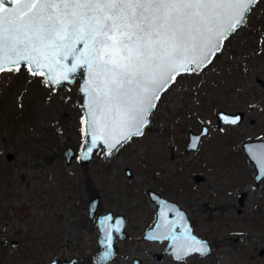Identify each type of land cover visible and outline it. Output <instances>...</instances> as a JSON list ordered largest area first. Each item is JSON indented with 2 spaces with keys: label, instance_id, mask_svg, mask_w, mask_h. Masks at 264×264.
I'll use <instances>...</instances> for the list:
<instances>
[{
  "label": "rangeland",
  "instance_id": "374dc122",
  "mask_svg": "<svg viewBox=\"0 0 264 264\" xmlns=\"http://www.w3.org/2000/svg\"><path fill=\"white\" fill-rule=\"evenodd\" d=\"M218 54L161 93L142 136L107 157L99 149L86 164L78 154L64 159L66 146L78 151L83 139L78 79L53 91L26 71L0 73V264H47L73 255L77 264H96L98 228L96 216H88L94 195L88 188L97 190L102 213L126 217L130 238L115 239L118 251L107 264H133L134 256L142 264H263L264 177L255 183L241 143L264 138V87L256 81L264 78V0ZM219 109L243 110L244 119L219 125ZM203 125L207 134L187 151L188 131ZM195 173L205 179L195 181ZM151 188L179 202L198 232L216 242L210 254L178 261L164 241L139 240L155 218ZM159 251L164 257L156 263L151 255Z\"/></svg>",
  "mask_w": 264,
  "mask_h": 264
},
{
  "label": "snow or ice",
  "instance_id": "6c2138e0",
  "mask_svg": "<svg viewBox=\"0 0 264 264\" xmlns=\"http://www.w3.org/2000/svg\"><path fill=\"white\" fill-rule=\"evenodd\" d=\"M257 2L0 0V73L26 71L53 91L79 74L83 80L79 91L85 96L81 158L90 159L101 145L107 157L144 134L160 94L178 77L207 67ZM215 115L225 124L241 122L238 115ZM206 134L207 129H201V135ZM198 140L193 139L192 148ZM260 159L264 167V148ZM112 220L109 214L101 221L108 242L105 259L112 254L108 229L119 233L123 225L119 218L108 224ZM149 238L176 239L162 233ZM185 241L171 245L178 261L209 251L190 232Z\"/></svg>",
  "mask_w": 264,
  "mask_h": 264
},
{
  "label": "water",
  "instance_id": "95a60500",
  "mask_svg": "<svg viewBox=\"0 0 264 264\" xmlns=\"http://www.w3.org/2000/svg\"><path fill=\"white\" fill-rule=\"evenodd\" d=\"M15 7V6H13ZM224 41L221 44V48L223 46ZM78 79V85H77V92L80 95V100H81V106H83V104L85 103V96L83 93H81L79 91L80 87L83 86V80L80 78L79 74L77 75L76 79L72 82L74 83L76 80ZM256 81L264 87V78L257 76L256 77ZM71 83V84H72ZM65 86H69V84L65 83L63 84ZM161 95V94H160ZM157 104V102H155ZM82 111H83V116L85 115V110L82 107ZM217 112H222L225 113L229 116H240L241 117V121L244 119V114L245 112L243 110H236V111H227L225 109H219L216 111ZM149 119V117H148ZM253 121V120H252ZM217 123L218 124H225L223 122V120L217 118ZM206 128L207 132H208V125H203L201 127V129ZM201 129L199 131H195V130H189L188 131V143L186 145V150L190 151V150H196L199 146V142L202 138L201 135ZM195 137H199V140L196 142L197 146L196 148H192L191 144L192 141ZM241 146L244 150V152L246 153L247 158L249 159V161L254 165L255 168V172L253 175V179L254 181L258 184L260 182V180L264 177V167H262V161L260 159V150L262 148H264V138L263 137H258V138H252V139H246L241 143ZM99 149H102V153L103 156L104 155V147L103 145H101V147ZM99 149H97L96 151H98ZM96 151L93 153V155L96 153ZM78 154V157L81 161V163L86 164L90 161V159L93 157L88 159V160H84L82 159V152L81 149H79L77 151V149L73 148L72 146L68 145L66 146V148L64 149V159L67 163H69L71 161L72 158H74L76 155ZM14 156V154L12 152H7L6 157L8 159H11ZM126 174L128 176L131 175V170L129 167L126 168ZM194 179L195 181H201L203 179H205V176L203 174H199V173H195L194 174ZM257 177H260L259 179ZM148 197L155 203L156 206V215H155V219L154 221L151 223L150 226H148L142 233V239H147V240H153L150 239L149 237L152 235H157V234H171L172 236H174L176 239L175 241L172 240H167V244H166V251L169 253H172L171 251V245L173 243L179 245V244H183L185 243V237L188 236L189 232L191 233L192 236H195L198 240L203 241L207 244L209 251L207 253H209L211 251V245L208 242V240L206 238H202L199 235H197L192 227L191 224V220L190 217L187 213V211L185 210V208L177 201H175L172 198L166 197L164 195H162L161 193H159L158 191H156L155 189H149L148 192ZM236 196L238 198V203L239 205H243L244 201H243V192H238L236 193ZM98 202H99V195L96 194L94 196H92L89 200H88V216L89 217H94L97 208H98ZM164 202V203H161ZM182 213L183 215H179L177 213ZM109 214H111V216L113 217L112 221H109L108 224H114L116 219H121L123 221V225L120 226L121 230L119 233H117L114 229H108V231H110L111 234V256H109L107 259L104 258V254L107 250L108 247V242L105 239V231L106 228L105 226L101 225V221L104 219V217L108 216ZM96 223H97V227H98V231L96 233V238H97V242L98 245L95 249V259H96V263L97 264H106L107 262H109L117 253L118 251V246L115 244V239L117 240H122L126 238V217L124 214L122 213H113L111 210L107 211L106 213H97L96 214ZM185 229H188V232L185 231ZM163 240V239H160ZM17 240H12L11 244L12 246H16L17 245ZM190 242V241H188ZM264 252V248H261L259 250V254H263ZM206 253V254H207ZM173 254V253H172ZM156 256L157 259H159V255L158 254H154ZM205 255V254H204ZM77 261V257L74 256L69 262H65L63 261L62 264H75ZM53 262H56L55 258L53 260H51L48 264H53ZM132 263L133 264H141V259L139 257H133L132 259ZM264 264V263H263Z\"/></svg>",
  "mask_w": 264,
  "mask_h": 264
},
{
  "label": "flooded vegetation",
  "instance_id": "af4514ba",
  "mask_svg": "<svg viewBox=\"0 0 264 264\" xmlns=\"http://www.w3.org/2000/svg\"><path fill=\"white\" fill-rule=\"evenodd\" d=\"M148 192V191H147ZM148 195V194H147ZM153 202V201H152ZM155 204V203H154ZM88 206V205H87ZM155 209H156V206H155ZM97 213H102V209L100 208V206H99V202H98V208H97V211H96V213H95V216H96V214ZM123 214V213H122ZM155 215H156V210H155ZM189 217H190V215H189ZM190 220H191V224H192V226H193V230H194V232L197 234V235H199L200 237H202V238H206V237H204L203 235H201L199 232H198V230L196 229V226H195V224H194V220L190 217ZM152 223V222H151ZM150 223V224H151ZM148 227V226H147ZM146 227V228H147ZM145 228V229H146ZM144 229V230H145ZM143 230V231H144ZM126 232H127V225H126ZM143 233V232H142ZM142 233H140V235H139V240H142V241H147V239H142ZM130 237H128V232H127V234H126V238L125 239H129ZM207 240H208V242L210 243V245H211V251H213V249L216 247V242L213 240V239H210V238H206ZM124 240V239H123ZM148 241H153V240H148ZM159 241H164V244H165V247H166V244H167V240H159ZM165 251H166V249H165ZM210 251V252H211ZM210 252L209 253H207V254H205V255H208V254H210ZM166 253H167V255L168 256H171L173 259H175L174 258V256H173V254L172 253H169V252H167L166 251ZM154 254H160L159 255V259H157L156 258V256L154 255ZM194 255H201V254H199V253H194ZM205 255H203V256H205ZM74 256H76L77 257V255H73L72 257H70V258H68V257H54L55 258V260H56V262H55V264H62V262L63 261H65V262H69ZM152 258L154 259V260H156V263H159L162 259H163V257H164V254L162 253V252H153L152 253ZM134 257H136V256H134ZM54 258H52V259H54ZM140 258V257H139ZM132 259H133V257H132ZM141 259V258H140ZM176 260V259H175ZM51 261V260H50ZM49 261V262H50ZM78 261H79V258L77 257V261H76V263L75 264H77L78 263ZM95 261H96V259H95ZM141 264H142V259H141Z\"/></svg>",
  "mask_w": 264,
  "mask_h": 264
},
{
  "label": "trees",
  "instance_id": "16d2710c",
  "mask_svg": "<svg viewBox=\"0 0 264 264\" xmlns=\"http://www.w3.org/2000/svg\"><path fill=\"white\" fill-rule=\"evenodd\" d=\"M219 55V54H218ZM85 179H86V183L88 184L89 182H90V177H89V173L87 172L86 174H85ZM88 191H89V194L90 195H93V194H95L96 193V189L95 188H91V190L88 188Z\"/></svg>",
  "mask_w": 264,
  "mask_h": 264
}]
</instances>
